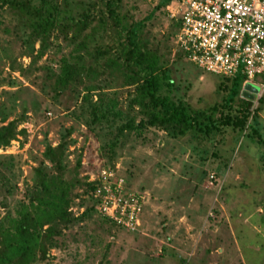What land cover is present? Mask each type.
I'll use <instances>...</instances> for the list:
<instances>
[{"label":"rangeland","instance_id":"rangeland-1","mask_svg":"<svg viewBox=\"0 0 264 264\" xmlns=\"http://www.w3.org/2000/svg\"><path fill=\"white\" fill-rule=\"evenodd\" d=\"M50 1L71 15L94 2ZM158 1L120 0L119 11L127 23L149 15L143 19L140 38L157 55L161 68L168 70L171 99L190 110L219 104L224 93L217 85L223 77L201 70L176 49L173 36L178 25L169 14L178 6L171 1L160 6ZM30 30L26 16L0 6V118L6 115L0 124L21 118L16 128L25 129L24 135L0 148V217L29 188L44 147L63 141L67 130L66 177L85 181L109 166L124 178L125 187L143 197L136 230L104 221L93 208L65 228L58 247L35 264H264V160L260 159L264 145L254 140H264V91L256 99L263 76L256 74L253 84L242 81L241 86V94L253 96L252 108L257 106L254 139L249 130L236 136L230 128L207 136L193 130L172 136L153 125L118 134L116 128L128 118L137 122L141 116L135 104L128 107L132 85H124L121 75L99 63L101 71L81 73L77 83L54 95L59 59L94 66L85 53L93 43L88 38L76 51L81 35L71 39L72 31H60L56 25L39 47L38 39H29ZM76 54L84 58L76 59ZM87 87L91 104L97 98L113 101V111L121 114L89 123L88 103L81 100ZM109 142L112 154L102 149ZM72 190L75 198L69 209L76 216L92 202L82 185Z\"/></svg>","mask_w":264,"mask_h":264},{"label":"trees","instance_id":"trees-1","mask_svg":"<svg viewBox=\"0 0 264 264\" xmlns=\"http://www.w3.org/2000/svg\"><path fill=\"white\" fill-rule=\"evenodd\" d=\"M36 1V5H33L32 0H0V6H7L26 16L31 28L29 39H38L39 47L44 46V37L56 25L60 31H72L71 39L81 35L82 39L76 41L74 47L76 51L86 45L88 38L93 43L92 49L85 50V53L94 61V66H85L82 61L76 64L65 58L59 59L58 71L53 74L52 81V89L56 91L54 95L64 87L77 83L81 73L94 75L101 65L121 75L124 85H132L133 95L128 107L132 108V104H135L141 116L137 122L128 118L116 128V133L153 125L172 136H182L189 130L207 136L221 128H230L236 132V136L247 130L253 139L257 135V106L252 108L253 96L241 94L243 77L239 73L222 78L217 85V89L224 93L221 102L204 110H190L187 105L170 98L169 92L173 85L169 72L166 68H161L157 55L140 38L143 19H147L149 15L127 23L125 16L119 11L120 0H94L92 4L88 2L84 9L81 6V11L73 15L69 9L60 10L50 0ZM168 1L159 0L157 4L164 6ZM88 28L89 32H84ZM74 58L82 60L84 57L76 54ZM89 90L87 87L86 93L81 96L82 102L88 103L86 111L90 116L89 123L104 122L108 115L121 114L118 110L113 111V101L106 103L97 98L96 103L91 104L88 100ZM237 98L240 102L235 104ZM5 118L4 114L0 119L3 122ZM20 120L21 118L11 119L0 124V148L5 147L17 135L25 134L24 128H16ZM68 133L69 130L65 131L63 141L55 146L44 147L29 188L24 191L22 198L6 207L1 215L0 264H35L45 260L49 256V250L58 247V238L62 236L63 230L93 211L92 203L76 216L69 209L75 198L72 188L82 185L84 193L91 200L92 184L64 175L63 157L67 144L64 137ZM254 140L258 145H264L263 139L258 137ZM102 149L112 154V143L104 144ZM260 159L264 160V149Z\"/></svg>","mask_w":264,"mask_h":264},{"label":"built area","instance_id":"built-area-1","mask_svg":"<svg viewBox=\"0 0 264 264\" xmlns=\"http://www.w3.org/2000/svg\"><path fill=\"white\" fill-rule=\"evenodd\" d=\"M178 8L169 14L177 22L176 49L205 72L222 77L240 74L243 84L263 76L256 99L264 91V0H169ZM88 178V177H87ZM87 182L94 210L116 226L139 227L143 197L125 187L124 178L103 167Z\"/></svg>","mask_w":264,"mask_h":264},{"label":"water","instance_id":"water-1","mask_svg":"<svg viewBox=\"0 0 264 264\" xmlns=\"http://www.w3.org/2000/svg\"><path fill=\"white\" fill-rule=\"evenodd\" d=\"M242 94H243L244 96H249V97H250V95H251L249 92H244V91L242 92Z\"/></svg>","mask_w":264,"mask_h":264}]
</instances>
